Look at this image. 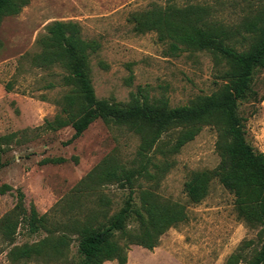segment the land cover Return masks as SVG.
Instances as JSON below:
<instances>
[{
	"label": "rangeland",
	"instance_id": "1",
	"mask_svg": "<svg viewBox=\"0 0 264 264\" xmlns=\"http://www.w3.org/2000/svg\"><path fill=\"white\" fill-rule=\"evenodd\" d=\"M263 4L264 0H29L19 14L5 16L0 25V137H5L0 141L5 162L0 188L9 184L12 189L0 191V220L8 222L7 215L11 214L17 227L12 241L0 231V264H81L78 234L62 227L72 223L65 212L73 209L84 221L86 215L99 208V199L104 196L110 204L100 208L113 214L126 204L130 194L135 207L141 208L142 189L184 204L188 219L162 234L152 250L130 245L125 264H226L243 241L255 238L257 230L238 215L234 195L217 178L201 202L192 203L187 196L185 182L190 173L214 169L220 162L218 133L211 125L204 126L177 154L168 156L175 163L158 182L139 178L133 182L132 193L130 187L115 181L77 192L81 180L107 157L125 167H135L141 138L124 126L108 125L102 119L73 141L72 126L50 127L49 122L61 113L64 95L71 89L64 83L69 72L60 63L36 65L34 58L43 50L42 38L50 24L74 22L83 39L99 43L89 59L98 98L126 104L142 89L152 100L165 98L173 107L184 105L219 87L225 62L218 63L207 50L172 53L170 44L160 41L157 31L137 30L133 16L156 7L194 5L207 8L210 20L234 25L250 5L257 8ZM251 84L260 98L264 94V70L255 73ZM238 103L247 140L264 151V101L251 97L249 92ZM180 129L169 130L156 147L173 143ZM60 157L65 161H44ZM164 158L157 152L152 160L158 163ZM150 170L154 172L155 168L151 166ZM19 192L23 193L22 199ZM33 209L38 216L48 215L47 224L53 229L50 243L63 232L71 237L67 257L12 259L10 252L15 246L38 243L51 234L46 229H32ZM128 225L138 227L139 221L132 215ZM244 254L240 264H248L254 250L247 249ZM104 264L120 263L108 260Z\"/></svg>",
	"mask_w": 264,
	"mask_h": 264
},
{
	"label": "trees",
	"instance_id": "2",
	"mask_svg": "<svg viewBox=\"0 0 264 264\" xmlns=\"http://www.w3.org/2000/svg\"><path fill=\"white\" fill-rule=\"evenodd\" d=\"M28 3L29 0H0V25L5 16L19 14ZM209 16L207 8L194 5L156 7L133 16L137 30L157 31L159 40L167 41L172 53L186 49L207 50L218 63L225 62L227 67L220 76L223 82L219 87L211 94L198 95L188 104L173 107L165 98L152 100L142 89L126 104L98 98L90 76L89 59L99 48V43L83 39L79 25L74 22L50 24L47 35L42 38L43 50L34 60L36 65L44 67L60 63L69 72L64 83L71 89L64 95L61 113L49 122L50 127L72 126L75 131L73 141L93 122L102 119L108 125L124 126L141 138L135 167H125L107 157L81 180L77 192L115 181L130 187L132 193L133 182L139 178L158 182L175 163L168 156L177 154L204 126H214L218 133L216 149L220 162L214 169L190 173L185 182L187 196L192 203L201 202L208 195L212 180L217 178L234 195L238 215L250 228L257 230L256 237L243 241L226 264H240L247 249L254 250L248 264H264V151L257 150L247 140L245 119L238 113L239 100L249 92L251 97L264 101V94L258 98V92L251 84L255 73L264 70V4L257 8L250 5L241 21L234 25L215 22ZM2 47L0 39V49ZM175 127H181L176 140L156 147L162 136ZM3 138L0 137V141ZM157 152L165 156L158 163L152 160ZM44 161L59 163L65 158ZM4 166L0 151V174ZM151 166L155 168L154 172L150 170ZM10 189L9 184H4L0 191L5 193ZM19 198H23L22 192H19ZM140 201L141 208H136L130 194L126 204L110 214L100 208V205L110 204V200L102 196L99 208L86 215L84 221L73 209L65 212L72 223L62 227L78 234L79 252L83 257L81 264H104L108 260L125 264L130 245L152 250L162 234L188 219L184 204L165 200L151 189L141 190ZM18 207H15L16 211ZM32 213V229H46L51 234L38 243L15 246L10 252L12 259L67 257L71 237L63 232L50 243L53 229L47 224L48 215L38 216L36 209ZM132 215L139 221L138 227H129ZM7 216L10 217L8 222L7 219L0 220V231L12 241L17 225L11 220V214Z\"/></svg>",
	"mask_w": 264,
	"mask_h": 264
}]
</instances>
